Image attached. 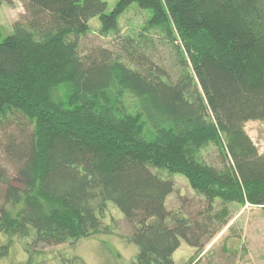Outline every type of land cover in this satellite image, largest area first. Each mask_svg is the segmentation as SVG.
<instances>
[{
	"label": "trees",
	"instance_id": "1",
	"mask_svg": "<svg viewBox=\"0 0 264 264\" xmlns=\"http://www.w3.org/2000/svg\"><path fill=\"white\" fill-rule=\"evenodd\" d=\"M134 4L152 13L144 30L176 47L180 79L132 40L135 70L102 47L82 53L91 19L118 33ZM107 11L102 0H29L3 42L0 27V261L16 238L32 243L20 264H44L36 249L113 235L112 203L133 227V264H176L182 243L200 255L229 224L227 205L264 208V154L245 130L264 123V0H120ZM211 145L218 166L201 159ZM162 172L188 179L206 209L168 210L175 181Z\"/></svg>",
	"mask_w": 264,
	"mask_h": 264
},
{
	"label": "rangeland",
	"instance_id": "2",
	"mask_svg": "<svg viewBox=\"0 0 264 264\" xmlns=\"http://www.w3.org/2000/svg\"><path fill=\"white\" fill-rule=\"evenodd\" d=\"M0 27L2 28L1 41H5L14 31L13 24L19 19L28 16L29 0H1ZM107 3V13L110 14L120 0H102ZM152 13L141 10L136 4L128 8L118 19L119 32L101 34L102 22L99 18L89 21L90 30L86 37L80 40L83 54L100 47L112 51L121 61L134 70L139 68L137 63L131 62L125 52L126 43L133 41L135 54L149 55L154 64L165 69L173 80L181 78V56L176 47L165 40L159 30H144ZM179 42L178 44H180ZM189 70H191L189 68ZM245 130L254 141L261 154H264V123L252 121L245 124ZM215 146L211 145L201 151V159L205 163L218 166L219 156ZM164 178L175 181V194L167 200L170 211L182 210L190 217H195L206 209L203 201L190 188L188 179L181 175L170 176L162 172ZM104 224L114 232L110 236L97 235L79 242L62 244L36 249L37 261L44 264H67L75 257L81 258L87 264H133L136 251L134 246L127 245L123 238H128L133 232L129 224L115 205L108 204ZM231 211L228 225L207 243L204 252L198 251L182 243L174 255L176 264H264V208L250 205H227ZM218 204V210L221 209ZM14 246L10 256L0 261V264H20L28 257L26 249L32 244L30 240L14 239Z\"/></svg>",
	"mask_w": 264,
	"mask_h": 264
}]
</instances>
